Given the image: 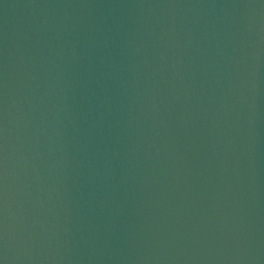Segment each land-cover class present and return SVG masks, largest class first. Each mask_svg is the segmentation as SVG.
I'll return each mask as SVG.
<instances>
[{
	"label": "water",
	"instance_id": "water-1",
	"mask_svg": "<svg viewBox=\"0 0 264 264\" xmlns=\"http://www.w3.org/2000/svg\"><path fill=\"white\" fill-rule=\"evenodd\" d=\"M0 264H264V0H0Z\"/></svg>",
	"mask_w": 264,
	"mask_h": 264
}]
</instances>
